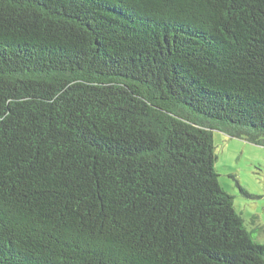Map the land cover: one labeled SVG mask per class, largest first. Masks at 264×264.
<instances>
[{"label": "trees", "instance_id": "obj_1", "mask_svg": "<svg viewBox=\"0 0 264 264\" xmlns=\"http://www.w3.org/2000/svg\"><path fill=\"white\" fill-rule=\"evenodd\" d=\"M214 131L264 146V0H0V264H264Z\"/></svg>", "mask_w": 264, "mask_h": 264}, {"label": "rangeland", "instance_id": "obj_2", "mask_svg": "<svg viewBox=\"0 0 264 264\" xmlns=\"http://www.w3.org/2000/svg\"><path fill=\"white\" fill-rule=\"evenodd\" d=\"M215 170L220 186L252 238L264 243V146L213 132Z\"/></svg>", "mask_w": 264, "mask_h": 264}]
</instances>
